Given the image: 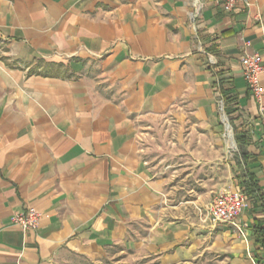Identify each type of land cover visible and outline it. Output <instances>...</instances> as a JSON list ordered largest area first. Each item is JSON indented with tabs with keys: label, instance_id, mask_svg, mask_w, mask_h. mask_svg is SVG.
<instances>
[{
	"label": "crops",
	"instance_id": "0c3cea01",
	"mask_svg": "<svg viewBox=\"0 0 264 264\" xmlns=\"http://www.w3.org/2000/svg\"><path fill=\"white\" fill-rule=\"evenodd\" d=\"M201 1L192 20L193 0H0V264L114 250L264 264V95L240 63L258 52L264 67V0L230 13ZM227 192L245 199L247 238L207 216ZM28 208L41 219L24 232L13 217Z\"/></svg>",
	"mask_w": 264,
	"mask_h": 264
},
{
	"label": "built area",
	"instance_id": "2783aa9c",
	"mask_svg": "<svg viewBox=\"0 0 264 264\" xmlns=\"http://www.w3.org/2000/svg\"><path fill=\"white\" fill-rule=\"evenodd\" d=\"M221 8L225 12H233L237 8H247L250 5L249 0H220ZM195 12L191 14L192 20H195L203 8L201 0H193ZM210 60L212 61L211 57ZM263 57L260 53L245 52L241 59V67L244 79L247 82L248 89L252 97L261 103L264 95L261 74L264 71L262 65ZM219 112L225 125L226 135L229 137L231 125L226 110L225 98L220 96L218 99ZM264 132V119L262 121ZM246 206L244 197L238 193L227 192L214 198L207 209V216L213 223L228 224L233 226L237 233L247 238V226L241 221V214ZM41 219L40 212L35 208H28L26 211L17 213L13 217V222L24 232L34 231L38 228Z\"/></svg>",
	"mask_w": 264,
	"mask_h": 264
},
{
	"label": "rangeland",
	"instance_id": "374dc122",
	"mask_svg": "<svg viewBox=\"0 0 264 264\" xmlns=\"http://www.w3.org/2000/svg\"><path fill=\"white\" fill-rule=\"evenodd\" d=\"M164 151V148H157L155 154H151L153 158L157 159V163L164 164L167 158V155ZM172 161V159H170ZM174 161V160H173ZM174 177L172 179H176L179 177L175 182L173 189L176 198L183 197V170L178 171V173H173ZM179 191V192H178ZM60 264H161L159 260L152 258V257H141L137 256L128 251H120L114 250L112 251L107 258L103 259L100 262H90L82 259H70L64 263Z\"/></svg>",
	"mask_w": 264,
	"mask_h": 264
},
{
	"label": "trees",
	"instance_id": "16d2710c",
	"mask_svg": "<svg viewBox=\"0 0 264 264\" xmlns=\"http://www.w3.org/2000/svg\"><path fill=\"white\" fill-rule=\"evenodd\" d=\"M249 192V195H255L256 191L255 189H253L252 187H247ZM256 199V206H259L262 211L264 212V202H263V197H260V195L258 197H255ZM262 202V204L259 205V203ZM254 235L256 238V242L259 245L260 248H262L264 250V217L263 219H256L255 220V226H254Z\"/></svg>",
	"mask_w": 264,
	"mask_h": 264
}]
</instances>
